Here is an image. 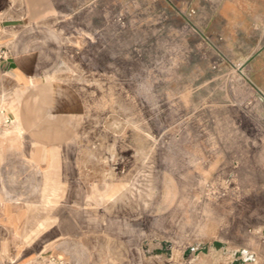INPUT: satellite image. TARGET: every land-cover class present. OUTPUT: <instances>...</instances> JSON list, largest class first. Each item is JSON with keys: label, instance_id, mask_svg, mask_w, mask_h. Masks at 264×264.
Returning <instances> with one entry per match:
<instances>
[{"label": "rangeland", "instance_id": "obj_1", "mask_svg": "<svg viewBox=\"0 0 264 264\" xmlns=\"http://www.w3.org/2000/svg\"><path fill=\"white\" fill-rule=\"evenodd\" d=\"M198 2L185 0L180 17L161 1L84 5L59 16V51L42 54L57 67L41 89L57 110V141L88 192L99 259L85 264H264L258 229L248 248L218 241L242 165L256 172L264 161V117L215 113L249 91L226 82Z\"/></svg>", "mask_w": 264, "mask_h": 264}, {"label": "crops", "instance_id": "obj_2", "mask_svg": "<svg viewBox=\"0 0 264 264\" xmlns=\"http://www.w3.org/2000/svg\"><path fill=\"white\" fill-rule=\"evenodd\" d=\"M129 1L137 3H113L121 6ZM155 1L169 12L176 8L179 17L184 14L185 0H145V4ZM96 2L105 0H0V264H85L99 259L90 252L84 206L88 192L83 180L75 179L73 160L62 156L57 110L50 107L51 94L41 91L57 68L43 64L42 54L59 51L62 29L57 22L63 20L59 16ZM198 4L199 29L211 36L215 54L230 67L226 82L234 83L238 77L249 91L247 97L230 96L232 103L225 109L215 104V113L224 110L234 117L252 111L264 117V0H199ZM203 18L207 23L201 24ZM207 99L220 100L218 95L200 97ZM245 146L239 141L232 145ZM260 164L256 172L250 164L242 165L241 187L232 190L225 203L226 212L232 214L219 227L227 234H220L218 241L225 238L233 248L249 247L250 229L259 230L258 245L264 246V161ZM255 214L256 221L251 216Z\"/></svg>", "mask_w": 264, "mask_h": 264}, {"label": "bare ground", "instance_id": "obj_3", "mask_svg": "<svg viewBox=\"0 0 264 264\" xmlns=\"http://www.w3.org/2000/svg\"><path fill=\"white\" fill-rule=\"evenodd\" d=\"M164 191V190H163ZM169 197V196H168Z\"/></svg>", "mask_w": 264, "mask_h": 264}, {"label": "built area", "instance_id": "obj_4", "mask_svg": "<svg viewBox=\"0 0 264 264\" xmlns=\"http://www.w3.org/2000/svg\"><path fill=\"white\" fill-rule=\"evenodd\" d=\"M213 67H215V66H213Z\"/></svg>", "mask_w": 264, "mask_h": 264}]
</instances>
